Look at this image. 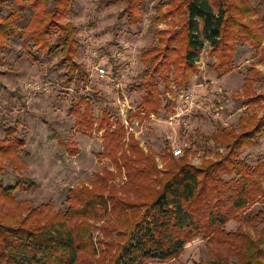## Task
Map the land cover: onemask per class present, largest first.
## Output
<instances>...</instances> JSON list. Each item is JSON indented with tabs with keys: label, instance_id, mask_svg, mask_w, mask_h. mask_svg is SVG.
<instances>
[{
	"label": "rangeland",
	"instance_id": "obj_1",
	"mask_svg": "<svg viewBox=\"0 0 264 264\" xmlns=\"http://www.w3.org/2000/svg\"><path fill=\"white\" fill-rule=\"evenodd\" d=\"M37 1L41 3L37 8L30 7L33 0L22 1L24 8L12 2L2 7L3 17L12 12L21 17L15 19V32L3 38L0 46V140L9 138V128H14L25 145L15 157L0 155L3 167L0 179L4 186L35 183L31 189L18 188L12 199L0 194V220L6 224L36 225L39 220L37 216H29L30 210L47 204H52L56 211L65 210L67 194L73 187L87 186L108 194L95 181L97 173L112 171L111 182L118 188L126 183L125 170H119L104 154L103 129L88 132L76 125L71 109L82 98L92 101L95 119L107 112L113 126L121 122L127 127L126 141L118 153H130L128 144L136 142L144 154L153 157L161 177L180 158L203 166L206 160L215 161L225 155L229 143L210 139L218 129L228 127L240 134L245 117L264 119V60H261L264 32L259 49L247 42H236L233 69L226 74L213 69L217 56L206 43L197 71L190 74L189 87H178L174 80L166 87L163 77L157 76L160 108L155 114L140 113L138 105L146 91L144 83L148 81L143 57L153 54L160 39L167 37L170 30L178 29L173 22L182 15L177 13L160 21L156 18L160 11L166 13L171 9L172 1L183 0H142L138 23L130 22L128 0ZM248 3L254 12L250 18L259 20L264 28V0H248ZM45 9L57 12L50 19L61 25V29L67 24L77 27L75 70L58 65L63 57L60 51L46 53L33 41L36 16H43L39 14ZM61 29L50 35V44L58 45L63 37ZM99 66L109 72L106 77L99 75ZM85 110V106L80 108ZM178 148H182L183 155L172 158L173 150ZM241 157L255 167L264 158V136L245 149ZM117 193L123 192L118 189ZM263 218L264 195L247 205L239 218L226 226L228 231L240 228L254 241L263 242L259 247L261 264H264ZM116 219L112 213L91 219L95 225V243L99 246L100 240L106 239L100 227L112 226ZM114 238H118L116 233ZM218 254L230 264H241L239 258L226 250L208 245L203 236L188 242L184 253L176 259L146 264H194L213 260Z\"/></svg>",
	"mask_w": 264,
	"mask_h": 264
},
{
	"label": "trees",
	"instance_id": "obj_2",
	"mask_svg": "<svg viewBox=\"0 0 264 264\" xmlns=\"http://www.w3.org/2000/svg\"><path fill=\"white\" fill-rule=\"evenodd\" d=\"M22 1L0 0V46L3 38L15 32V19L21 17L16 12L3 17L2 7L12 2L24 8ZM141 1L128 0L131 23L139 21ZM40 5L33 0L30 7ZM40 13L43 16H36V29L32 34L35 45L49 54L60 51L63 57L58 65L75 70L76 25L67 24L61 29V25L50 19L57 12L45 9ZM177 13L182 15L173 22L178 29L170 30L167 37L160 39L155 52L143 57L148 81L144 83L146 91L138 105L140 113L155 114L160 108L157 76L163 77L161 80L166 87L171 80L178 87H189L190 74L197 71L206 43L217 56L213 69L218 74L232 71L236 42H247L256 49L262 47L264 28L259 20L250 18L254 12L248 0L172 1L171 9L166 13L160 11L156 21ZM57 29H61L63 37L55 46L49 43V38ZM261 60L263 62L264 57ZM79 103L71 109L76 125L88 132L103 129L104 154L119 170H125L127 181L118 188L111 182L112 171L97 173L95 181L108 194L87 186L73 187L67 194L65 210L56 211L52 204L30 210L29 216H37L39 220L36 225L14 226L0 220V264L163 263L181 256L186 244L200 236L207 239L208 245L239 258L241 264H261L259 247L263 242L254 241L240 228L228 231L226 226L229 221L238 219L247 205L264 195V158L253 167L241 157L245 149L253 147L264 136V119L245 117L241 121L244 125L240 134L228 127L218 129L210 139L229 143L225 155L215 161L206 160L203 166L180 158L181 161L171 163L161 177L153 157L144 154L136 142L128 144L130 153H118L127 136L123 123L116 122L113 126L107 112L95 119L92 101L88 98L84 101L82 98ZM82 106L85 111H80ZM247 126L251 127L245 129ZM15 133L14 128H9V138L0 140V155L12 158L24 147V140ZM2 169L0 164V175ZM34 186V182L4 186L0 179V194L12 199L18 188L27 190ZM117 188L122 190V195L117 193ZM110 213L117 219L112 226L100 227L106 239L100 240L99 246L95 243V225L91 219ZM194 264L230 263L218 254L213 260L195 261Z\"/></svg>",
	"mask_w": 264,
	"mask_h": 264
},
{
	"label": "built area",
	"instance_id": "obj_3",
	"mask_svg": "<svg viewBox=\"0 0 264 264\" xmlns=\"http://www.w3.org/2000/svg\"><path fill=\"white\" fill-rule=\"evenodd\" d=\"M117 56H121V53H117ZM98 73H99V75H100L101 77H106V75L109 74V72H107V71H106V68L103 67V66H99V67H98ZM37 88H39V87H37ZM45 89H47L46 86H45ZM35 90H37V89H35ZM187 97H189V96L187 95ZM173 155H174L175 157L182 156V155H183V150H182V148L174 149V150H173Z\"/></svg>",
	"mask_w": 264,
	"mask_h": 264
}]
</instances>
